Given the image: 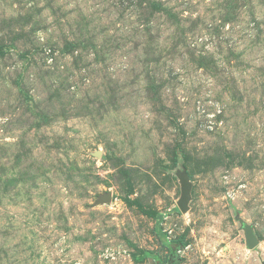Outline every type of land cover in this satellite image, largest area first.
I'll return each instance as SVG.
<instances>
[{
  "label": "rangeland",
  "instance_id": "374dc122",
  "mask_svg": "<svg viewBox=\"0 0 264 264\" xmlns=\"http://www.w3.org/2000/svg\"><path fill=\"white\" fill-rule=\"evenodd\" d=\"M0 264H264V0H0Z\"/></svg>",
  "mask_w": 264,
  "mask_h": 264
},
{
  "label": "water",
  "instance_id": "95a60500",
  "mask_svg": "<svg viewBox=\"0 0 264 264\" xmlns=\"http://www.w3.org/2000/svg\"><path fill=\"white\" fill-rule=\"evenodd\" d=\"M191 185L187 180H183V189H182V198L180 199L178 206L182 212H185L188 210V203L191 198ZM112 195L108 194L103 197H101L100 201L101 203H106L111 201ZM246 231V240H247V246L249 249L253 250L258 246V240L255 236L254 230L250 226L245 227Z\"/></svg>",
  "mask_w": 264,
  "mask_h": 264
}]
</instances>
